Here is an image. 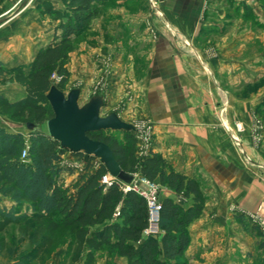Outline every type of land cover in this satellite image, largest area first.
I'll return each instance as SVG.
<instances>
[{
    "label": "crops",
    "instance_id": "obj_1",
    "mask_svg": "<svg viewBox=\"0 0 264 264\" xmlns=\"http://www.w3.org/2000/svg\"><path fill=\"white\" fill-rule=\"evenodd\" d=\"M18 1L0 0V67L5 69L28 67L53 38L55 23L26 7L20 11ZM43 2L61 6L60 0H39L37 5ZM107 5L91 23L88 46L70 53L67 91L78 90L84 104L100 96L106 106L101 111L116 113L124 122L150 121L151 153L161 155L174 171L199 180L207 200L188 229V264L248 260L254 242L244 234V219L238 223L236 217L264 207V170L259 168L264 167V127L257 129L260 118L254 114L262 89L246 100L234 96L243 82L253 85L258 79L238 80L235 72L243 69V43L252 46L242 33L243 19L255 27L264 25L263 10L253 0H112ZM74 77L79 81L72 86ZM0 83L19 93L13 96L0 87L9 101L26 96L14 82L0 77ZM5 118L0 117V126L6 131L24 136L31 131ZM70 154L66 150L61 166L75 173L62 174L65 185L85 164L83 155L77 159ZM164 199L184 208L192 204L166 187L160 196ZM0 206L16 204L2 197ZM107 255L98 252L94 264H114L115 257Z\"/></svg>",
    "mask_w": 264,
    "mask_h": 264
},
{
    "label": "trees",
    "instance_id": "obj_2",
    "mask_svg": "<svg viewBox=\"0 0 264 264\" xmlns=\"http://www.w3.org/2000/svg\"><path fill=\"white\" fill-rule=\"evenodd\" d=\"M110 1L60 0V7L43 2L40 15L55 23L51 43L36 53L28 67H0L2 81L14 82L26 93L14 102L0 95V110L13 120L34 125L27 136L0 126V201L6 197L16 204L9 209L0 206V259L6 264H39L52 247L50 235L60 229L71 235L73 261L85 252V263L94 264L96 254L107 250L125 258L127 264L189 263L188 229L200 218L207 200L199 180L174 171L161 155L150 152L141 159L140 175L192 201L184 208L170 199L162 200L161 238L143 237L148 223L145 200L133 191L123 192L118 181L102 184L108 172L95 158H89L75 180L65 185L62 174L75 173L61 166L66 150L38 128L53 117L46 99L51 77H59L60 88L66 85L73 42L89 32L93 19ZM119 133L120 138L107 131L89 137L108 145L125 171L136 166V141L130 132ZM26 147L27 160L23 162L21 154ZM70 156L82 157L80 153ZM10 227L21 229V239L29 244L19 256L1 237ZM258 247L264 249V242ZM261 262L264 264V259Z\"/></svg>",
    "mask_w": 264,
    "mask_h": 264
},
{
    "label": "rangeland",
    "instance_id": "obj_3",
    "mask_svg": "<svg viewBox=\"0 0 264 264\" xmlns=\"http://www.w3.org/2000/svg\"><path fill=\"white\" fill-rule=\"evenodd\" d=\"M37 1L39 0H19L18 7L19 10L21 9V7H26V12L29 11H37L40 12L39 9V5H37ZM152 1V0H150ZM154 1V0H153ZM112 2V0H111ZM253 2L255 4L258 5V7L263 10L262 12H264V6L263 2L264 0H253ZM17 5L15 6L17 8ZM37 5V7H36ZM153 5V4H152ZM15 7L12 10H9L4 17L8 18L9 16H11V14H13L16 9ZM108 7V5H106L103 8V11ZM21 11V10H20ZM240 20V19H239ZM229 27L232 26V24L228 25ZM256 24L253 22H249L245 19H243V25H242V33L243 35H246V37L250 40L252 46H248L245 45L244 43L247 42L245 41L243 43V69L242 72H239L236 68L235 74L237 76V79L239 80V78L241 77L244 81L245 80H256V83L251 85V84H246V82L242 83L241 88H238L236 94L234 93V96H237L238 98H242V99H249L252 95H254L255 93H257L259 90L260 93H262V95L258 96L257 98L260 99V102L258 103L257 107L254 110V114L256 115V117L260 118V121L257 122L258 123V128L257 129H261L264 127V25L260 24L257 25V27H255ZM241 33V34H242ZM89 33H87L86 35H84L83 37L78 38L77 40H75L72 44V51L73 53L77 52L78 49H80V47L82 45H87V39L89 37L88 35ZM256 34V35H254ZM56 77L51 79V86H55L56 88L60 89L64 94H67L69 91H67V83L63 88L59 87V77H57L56 74H54ZM69 79V77H68ZM78 77H74L72 79V86L77 82ZM9 85V84H8ZM6 85H1L0 83V87L4 86V91L6 93H12L13 96H18L19 93L17 91H14L13 89H11L10 86ZM228 92H233L235 90H231V89H227ZM83 99H79L78 100V104L81 106L84 104ZM106 106H104L105 108ZM116 110V108H114ZM122 109L118 112L121 114ZM116 114V113H115ZM101 116H105L107 115L106 112H104L103 110L100 112ZM117 115V114H116ZM0 117L5 118L7 120H9V116L7 114H5L4 112H2V110H0ZM135 118V117H134ZM12 120V119H10ZM140 119L136 118V119H128V121L130 122H126L128 124H131L133 126V128H138V126H141V123H147L150 124L153 130V124L150 121H139ZM142 120V119H141ZM14 122L19 123L22 127L27 128L26 124L24 121H17V120H13ZM38 128H41L43 130H46V122H44L41 126H39ZM240 131H243L240 128ZM112 134H115L117 137L120 138V133L119 132H110ZM154 134V131H153ZM152 139H153V135H152ZM260 138L258 137L257 140H259ZM136 166L132 169H126L125 172L129 173L130 175H134V174H140L139 173V167H140V163H141V157H139L138 155L136 156ZM245 161H248V163L251 166H254L255 163H253L252 161L248 160V159H244ZM80 162V161H78ZM262 170H264V167H259ZM162 193V187L160 188V192H159V197L161 196ZM181 196V195H180ZM263 209L264 207L258 206L256 208V210L254 212H241V214L239 213V216L236 217V219H238V223L241 220V218L244 219V222L241 223V226L243 228L244 234L245 235H249V237L253 240L254 242V246L252 249V252H250V257L247 260V257L242 259V258H238L235 259V261L233 262L234 264H263L261 261L264 259V249H259L258 244L261 242H264V214H263ZM238 212V211H236ZM250 228L252 229L251 232L249 233L248 231H246L244 229V227ZM20 232L21 229L16 228V227H10L9 230L1 237H3V239L5 240V242L7 244H10L11 246L15 247L17 249L18 252V256L21 255L23 252H25L26 250L29 249V244L27 240H22L20 237ZM51 249L49 254H47L46 256H44L42 258V261L39 264H76L81 262L85 264V252H82L81 256L79 257L78 260L73 261V252H74V248L75 245L71 242V235L69 234V231L67 229H60L57 230L56 232H53L51 235ZM102 252L107 253L108 258H114L115 257V262L114 264H119L118 263V258L117 256H115V254H111L110 252H108L107 250H103ZM84 261V262H83ZM4 262L3 260L0 259V264Z\"/></svg>",
    "mask_w": 264,
    "mask_h": 264
},
{
    "label": "water",
    "instance_id": "obj_4",
    "mask_svg": "<svg viewBox=\"0 0 264 264\" xmlns=\"http://www.w3.org/2000/svg\"><path fill=\"white\" fill-rule=\"evenodd\" d=\"M46 99L53 113L46 121L47 135L58 142L60 148L83 155L85 162L89 158L97 159L115 181L129 185L132 175L122 170L108 145L90 138L89 134L100 131L133 133V126L120 120L115 113L101 116L104 102L100 96H93L80 106L78 90L71 89L64 94L51 86ZM26 126L29 130L34 129L30 123Z\"/></svg>",
    "mask_w": 264,
    "mask_h": 264
},
{
    "label": "built area",
    "instance_id": "obj_5",
    "mask_svg": "<svg viewBox=\"0 0 264 264\" xmlns=\"http://www.w3.org/2000/svg\"><path fill=\"white\" fill-rule=\"evenodd\" d=\"M54 77L56 76L53 75L51 79ZM134 129L135 131L132 134L136 141V156L138 155L141 159L146 158L151 152L152 127L150 124L141 123V126ZM21 160L23 162L27 160V147L22 151ZM113 181L115 180L109 174L103 176L101 179V183L106 186L111 185ZM160 188L161 186L157 183L147 180L140 174L132 175V181L129 185L122 184L123 192L133 191L145 200L148 210V223L143 232V237H158L162 234V230L159 227L161 207V200L159 197ZM118 214V210H116L115 216Z\"/></svg>",
    "mask_w": 264,
    "mask_h": 264
}]
</instances>
